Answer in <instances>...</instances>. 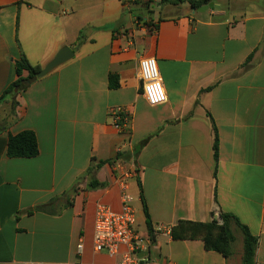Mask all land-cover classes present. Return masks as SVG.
I'll use <instances>...</instances> for the list:
<instances>
[{"label": "crops", "instance_id": "crops-1", "mask_svg": "<svg viewBox=\"0 0 264 264\" xmlns=\"http://www.w3.org/2000/svg\"><path fill=\"white\" fill-rule=\"evenodd\" d=\"M212 3L197 12L186 0H0V96L21 55L43 68L60 48L73 53L0 104H10L0 116V264H117L92 244L96 204L120 207L116 163L138 172L126 180L140 207L138 232L148 234L140 184L152 228L228 213L256 237L253 264H264V0ZM146 57L166 94L158 106L142 95L138 62ZM117 107L129 118L123 131L109 116ZM25 130L38 154L8 158V136ZM101 161L94 175L107 185L88 189L86 172ZM147 255L242 264V248L224 258L201 240L161 233Z\"/></svg>", "mask_w": 264, "mask_h": 264}, {"label": "built area", "instance_id": "built-area-1", "mask_svg": "<svg viewBox=\"0 0 264 264\" xmlns=\"http://www.w3.org/2000/svg\"><path fill=\"white\" fill-rule=\"evenodd\" d=\"M138 76L141 83L142 95L149 106L163 104L166 99H156L153 97H166L161 83L158 65L154 58H141L138 62ZM113 126L123 131L126 129L129 118L123 108L117 107L109 111ZM120 183V207L113 210L105 203L98 202L94 212L93 250L96 253H105L110 257H118L117 264H173L170 259L161 260L147 255V246L151 243V236L144 235L135 229L136 216L132 206L133 196L129 192L127 179L137 175V169L131 166L124 168L120 163L114 164ZM215 218L218 214H215ZM161 233L170 235V229L157 226L153 228L152 235ZM83 245L80 241L76 246L77 254L82 252ZM21 264H57L49 262L27 261ZM65 264H84L80 260Z\"/></svg>", "mask_w": 264, "mask_h": 264}, {"label": "trees", "instance_id": "trees-1", "mask_svg": "<svg viewBox=\"0 0 264 264\" xmlns=\"http://www.w3.org/2000/svg\"><path fill=\"white\" fill-rule=\"evenodd\" d=\"M189 6L196 10L197 8L206 5L213 0H186ZM41 67L39 65L30 64L24 55L15 62L16 80L10 83L0 96V104L9 100L13 103L14 98L25 91L30 83L36 80V74ZM25 74V76H24ZM108 86L110 89H116L118 87V78L116 75H109ZM38 154V145L36 136L32 131H22L16 135H9L6 156L8 158H32ZM217 135L215 134L213 142V160L214 169L213 175H216L217 165ZM105 161L99 162L94 168H89L86 174L89 177L87 185L88 189H99L106 187V183L96 180L94 172ZM140 191V200L142 206V212L145 217V226L149 236L153 239V228L149 218L147 206L145 204L143 193L140 184H138ZM235 225L241 231L243 236L242 242V264H253L254 254L257 245V239L250 234L247 227L242 225L239 220L231 214L219 213L215 218L212 213L211 219L207 222L180 220L176 225L170 229V237L173 240H201L206 251H212L219 253L224 258L230 257L231 244L234 242V235L231 230V226Z\"/></svg>", "mask_w": 264, "mask_h": 264}, {"label": "rangeland", "instance_id": "rangeland-1", "mask_svg": "<svg viewBox=\"0 0 264 264\" xmlns=\"http://www.w3.org/2000/svg\"><path fill=\"white\" fill-rule=\"evenodd\" d=\"M175 1L177 2L178 0H175ZM185 7H187V5H184V8ZM131 9H132V11H131L132 15H140L141 16V14H143V15L145 14L143 12L138 14V11L136 10V8L134 6H131ZM156 9H158V8L156 7ZM157 12H158V10H157ZM151 17L154 18L156 16H151ZM9 103L11 104V101H9ZM9 103H6V105L3 104V107L0 108V116H3L5 113L9 112V109H10ZM132 206L135 210V215L137 218L136 223H135V228H137L139 230H143V225L141 224V221H140L142 218L141 213H140V207H139L136 199L133 200ZM233 234H234V242L231 244V250L234 253V255L232 257L234 259L236 257L238 258V256L241 253L242 233L240 231L236 230L235 232H233Z\"/></svg>", "mask_w": 264, "mask_h": 264}, {"label": "water", "instance_id": "water-1", "mask_svg": "<svg viewBox=\"0 0 264 264\" xmlns=\"http://www.w3.org/2000/svg\"><path fill=\"white\" fill-rule=\"evenodd\" d=\"M212 7H213V3L210 2L206 5L197 8L196 10L197 12H204ZM72 57H73V53L67 46L60 48L58 52L54 55V57L43 68H41L39 72H37L36 78H41L45 76L47 73L55 69L57 66L70 60Z\"/></svg>", "mask_w": 264, "mask_h": 264}, {"label": "clouds", "instance_id": "clouds-1", "mask_svg": "<svg viewBox=\"0 0 264 264\" xmlns=\"http://www.w3.org/2000/svg\"><path fill=\"white\" fill-rule=\"evenodd\" d=\"M152 99L153 101H155L156 99H166V97L160 96V97H153Z\"/></svg>", "mask_w": 264, "mask_h": 264}]
</instances>
